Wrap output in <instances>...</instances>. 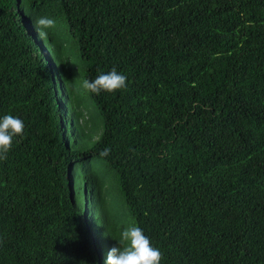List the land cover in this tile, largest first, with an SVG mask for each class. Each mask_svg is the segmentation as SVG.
I'll use <instances>...</instances> for the list:
<instances>
[{
    "label": "trees",
    "instance_id": "trees-1",
    "mask_svg": "<svg viewBox=\"0 0 264 264\" xmlns=\"http://www.w3.org/2000/svg\"><path fill=\"white\" fill-rule=\"evenodd\" d=\"M5 115L0 264H105L119 215L160 264H264V0H0Z\"/></svg>",
    "mask_w": 264,
    "mask_h": 264
},
{
    "label": "clouds",
    "instance_id": "clouds-1",
    "mask_svg": "<svg viewBox=\"0 0 264 264\" xmlns=\"http://www.w3.org/2000/svg\"><path fill=\"white\" fill-rule=\"evenodd\" d=\"M54 19L42 16L34 21L37 35L42 40H47L48 30L54 29ZM127 77L118 73L115 68L107 73H101L94 80L83 81L82 87L86 91L100 95V93H115L118 90L127 88ZM24 122L13 115H5L0 118V160H6L7 154L12 148L13 140L17 137L23 138ZM111 152L105 147L99 152V157H107ZM118 246H114L107 253L105 264H160L162 253L159 248L153 247L149 238L143 230L136 225L125 228L119 240ZM127 242V246L125 245Z\"/></svg>",
    "mask_w": 264,
    "mask_h": 264
},
{
    "label": "rangeland",
    "instance_id": "rangeland-1",
    "mask_svg": "<svg viewBox=\"0 0 264 264\" xmlns=\"http://www.w3.org/2000/svg\"><path fill=\"white\" fill-rule=\"evenodd\" d=\"M84 113H85L86 118L89 117V123H88L89 127L90 126L95 127L96 125L99 124V120H98V116H97L96 112L92 111V113H89V112H87L86 109H84ZM97 171H98L99 175L102 177V179L104 181V185L112 187L113 186V180L111 179V176H110L111 173H108V171L105 168V165L102 164L100 161H98V163H97ZM111 199L113 201L114 208L117 210H121V202H119V200H121V199L118 198V196L116 195L115 192H114V197ZM118 220L121 221V224H123V226L125 228L131 226L130 225L131 223L128 220H124L122 215L118 216Z\"/></svg>",
    "mask_w": 264,
    "mask_h": 264
},
{
    "label": "water",
    "instance_id": "water-1",
    "mask_svg": "<svg viewBox=\"0 0 264 264\" xmlns=\"http://www.w3.org/2000/svg\"><path fill=\"white\" fill-rule=\"evenodd\" d=\"M84 193H86V190H85V188H84Z\"/></svg>",
    "mask_w": 264,
    "mask_h": 264
}]
</instances>
